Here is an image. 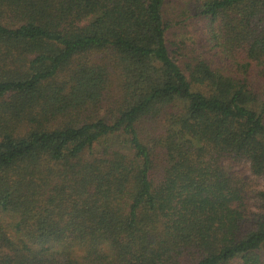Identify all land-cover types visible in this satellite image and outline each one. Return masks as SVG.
<instances>
[{"label": "trees", "instance_id": "1", "mask_svg": "<svg viewBox=\"0 0 264 264\" xmlns=\"http://www.w3.org/2000/svg\"><path fill=\"white\" fill-rule=\"evenodd\" d=\"M171 1L0 0V264H264V0Z\"/></svg>", "mask_w": 264, "mask_h": 264}, {"label": "rangeland", "instance_id": "2", "mask_svg": "<svg viewBox=\"0 0 264 264\" xmlns=\"http://www.w3.org/2000/svg\"><path fill=\"white\" fill-rule=\"evenodd\" d=\"M169 18L174 25V29L168 33L170 49L175 51L182 61H189L194 56H204L201 48L202 42L200 37V26L197 22H188L185 26H179L177 23L180 20L178 14L180 6L177 0H172L168 6ZM182 28V29H180ZM97 58V55H94Z\"/></svg>", "mask_w": 264, "mask_h": 264}]
</instances>
